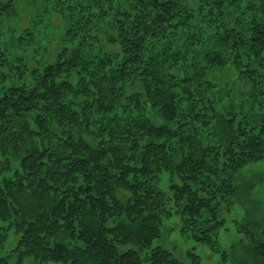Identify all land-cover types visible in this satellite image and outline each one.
<instances>
[{"label":"trees","instance_id":"obj_1","mask_svg":"<svg viewBox=\"0 0 264 264\" xmlns=\"http://www.w3.org/2000/svg\"><path fill=\"white\" fill-rule=\"evenodd\" d=\"M239 1L68 0L69 16L60 12L68 24L64 36L79 30V43L70 46L61 39V47L51 58L49 52L40 59L22 56L13 48L17 65L10 67L9 50L3 48L4 15L15 11V0H0V173L27 171L28 179L23 181L28 180L33 190L14 192L10 186L18 180L0 179V204L18 211L16 200L20 197L36 201L30 206L35 209L29 208L27 213L19 209L24 217L20 222L25 238L22 256L36 257L35 264H43L45 254L50 260L72 264H183L162 247H153V253L147 252L146 257L140 245L121 250L119 239L137 240L149 247L157 239L164 219L174 213L188 223V232H193L196 241L206 242L220 232L226 210L217 194L224 190L225 197L239 201L237 187L232 184L234 169L223 166L228 176L223 185L215 177L205 189H199L197 185L202 184L206 174L198 167L193 169L202 174L188 167L182 149L189 142L194 149L192 163L215 168L214 175L222 171L218 158L211 159L213 145L200 135L204 130L199 126L202 117L206 127L212 123L213 129L220 127L214 131L220 132L217 135L224 148L220 156L225 164L226 158L239 160L233 163L240 165L264 157V106L255 99L264 87L236 95L231 87L217 90L215 78L220 76L215 65L228 68L229 61L235 65L230 54L235 53L234 59L239 57L232 47L233 40L227 38L231 26L239 27L242 39L247 38L243 55L254 62L262 58V64H257L260 69L264 63V0ZM204 6L206 15L200 11ZM248 9L252 11L250 15H246ZM215 12L220 24L216 29L221 30L217 34L202 21ZM38 41L41 39L35 37L23 51ZM115 46L119 49L114 50ZM24 59L38 62L37 66L29 68L26 62L20 65ZM22 74L32 77L15 78ZM249 80L254 83L259 79ZM67 95L73 96L72 100L68 101ZM220 97L227 99L222 101ZM245 102L250 109L255 104L257 110L251 109L252 113L246 115L242 107ZM99 112L112 113L102 118L101 126L96 125L107 139L101 153L88 138L93 134L91 125L99 121ZM53 113L56 116L50 118ZM203 116H208L207 120ZM109 120L116 124L109 125ZM63 123L69 125L67 131ZM248 127H253V133L235 143L238 134L248 133ZM42 133L59 142L50 154L43 149ZM110 152L117 159L110 160L108 168H98L96 175L94 170L83 171L95 153L93 165L97 166ZM45 154L53 164L39 158ZM110 166H116L122 176L115 184L107 182L117 176ZM158 171L170 176L163 191L146 179L136 180V175ZM126 178L134 179L136 184L131 186ZM121 185L131 190L145 187L153 196L148 198L143 193L144 205L136 207L134 198L124 201L128 196ZM86 191L94 194L104 208H118L120 217L113 225L95 219L93 211L99 210L96 205L74 195ZM69 196L73 207L65 204ZM132 196L135 195L129 197ZM254 206V212L247 211L253 216H244L238 224L260 243L249 246L256 258L230 264H264V219L255 217ZM119 230L127 235L119 234ZM6 255L0 257V264H12L11 256ZM22 261L14 264H24Z\"/></svg>","mask_w":264,"mask_h":264},{"label":"rangeland","instance_id":"obj_2","mask_svg":"<svg viewBox=\"0 0 264 264\" xmlns=\"http://www.w3.org/2000/svg\"><path fill=\"white\" fill-rule=\"evenodd\" d=\"M244 0H240L239 2L243 3ZM42 2L46 4V6H43ZM15 6V11L13 13H10L7 15L5 13L4 18L6 20L5 24V30L3 32L4 35V43L3 48L8 49L9 51L7 54H9L10 61L9 65L10 67H13L12 65H17V62L14 57V53L17 50L19 54L22 56H34L37 59L44 58L47 54L50 52V58L53 56V53H55L62 45L61 39L68 43L70 46H76L79 43V40L81 39V34L79 30L74 31L70 36H64V33H66L67 23L64 17L61 16L60 12L66 13V18L69 16L68 13V5L70 4L68 0H15V3H13ZM109 3L104 6V8H107ZM202 3L200 4V6ZM246 9V8H245ZM202 14L205 12V15L208 13V10H206L205 6L202 10H200ZM9 12V11H8ZM11 12V11H10ZM210 13L208 16L204 18L203 23L204 25H209L212 29L213 33L220 32L219 29H216L220 24L216 21V14ZM252 11L249 9L246 11V15H250ZM228 25L224 24V28H227ZM229 29L231 33H227L228 37L231 40H233L232 47L235 48L234 52H237L238 56L236 59L234 57L236 56L234 54H230V56L233 58L235 65L230 62V67L224 68L222 65L218 64L215 65L216 70L220 73L219 75H215V78L218 80V88L221 92L223 88H233L232 90L236 95H238L240 92H248L249 94L252 93L251 91L255 88L256 90L261 89L264 87V63L261 69L260 66H257V64H262L263 59L258 58L256 62H254L252 59H250L249 56H244L243 51L247 50V38L242 39V36L239 33V27ZM32 31V33H31ZM34 33H37L38 36H36ZM216 33V34H217ZM224 33V31L222 32ZM238 35V36H235ZM41 39V42L38 41L36 46H30L26 51H23V47L26 45H29L30 41H32L34 38ZM223 38V37H222ZM21 40L18 42V40ZM52 40V41H51ZM51 41V42H50ZM242 41V43H241ZM29 42V43H28ZM245 42V43H244ZM41 43V46H38V44ZM93 43L96 45V43L93 41ZM236 43L238 46H236ZM59 44H61L59 46ZM25 45V46H24ZM110 46V45H109ZM33 47H36V50H34ZM13 48L15 51H13ZM116 46L114 47V50H118ZM14 52V53H13ZM11 54V55H10ZM19 57V56H16ZM23 63L20 65H23L24 62L27 63L29 68H35L37 66L36 61L33 60H22ZM237 64V65H236ZM19 65V64H18ZM15 70V69H14ZM11 71V74H14L15 71ZM250 70V74H248ZM256 70V71H251ZM32 75L30 74L29 77H23L22 75L16 76L15 78H31ZM258 78L254 83H251L249 78ZM78 76L76 75L77 79ZM248 94V95H249ZM258 97L255 96V99L257 100L256 103L260 105L263 104L264 106V91L262 94L257 92ZM68 101L72 100L73 96L67 95ZM223 98L222 101L226 100L227 97H220ZM247 102L242 104V107L245 108L246 115L251 114L252 111L257 110L255 108V104H251V109L248 108V105H245ZM250 109V111H249ZM249 111V112H248ZM261 112V111H260ZM118 114L122 113V110L118 109ZM137 113V112H135ZM112 113L109 114H103L99 112L97 114V120L98 123H93L91 126V131L93 134L91 136H88V138L93 141V145H95V149L98 153H101L104 149V145H107L105 141L107 139H104L100 134L105 133L99 130L97 126L100 125V121L103 117H108ZM50 118L55 117L56 115L50 114ZM205 117V120H207L208 116ZM95 118L93 119V121ZM204 119L200 117L199 126H203L204 130L202 129V133L200 134L204 139L207 141H210L211 145H213V149L211 152V159L214 160L218 158L216 161L218 162L219 166H221L222 171L217 173V175H214V169L206 166V168L203 166L202 162L199 165H196V163H192V157L194 153V149L192 146H190L189 142H186L184 145V148L182 149V155L186 156L188 162H189V168L193 170V172H198L200 174L204 173L206 174L205 177H203L202 184H198L197 187L199 189H205L208 185H210L211 180L215 181V177L219 180V183L222 182V185L225 180L228 179L227 173L224 172L223 166H230L234 169L232 172L235 175V181L232 183L235 187H237V194L239 196V201L232 200L229 197H225V193L219 192L217 196H219V202L221 203V207L226 210L225 220L223 227L220 229V232H215L210 237V240L204 242L196 241L193 237V232H188V226L186 221L182 220L183 218L179 214H175L172 217H167L164 219L162 225L160 226L159 235L157 239H155L151 246L145 247L142 244H138L137 240L133 239H119L118 247L121 250H127L129 248H134L138 245L141 246V254H144L146 257V253H153L152 248L154 247H162L171 253L179 259L183 264H230V263H236L241 261H248L249 259L252 260L256 257L249 251L250 247L254 244H258V240L255 238L252 239V236H250L245 230L240 229V226L238 224V221L240 223L241 220L244 219V216H253L248 210L251 212L253 210L254 205H256L255 210V217L258 219H264V157L260 160H255L253 162L244 161V163L237 165L239 163V160L235 161V159H228L226 158L227 163H224V159L221 158V153H223L224 148L220 142V139L217 135V133H220L217 131L215 133L214 129L217 127L220 130L219 126H215L213 129V123L209 124L207 127L202 123ZM110 122V120L108 121ZM214 122V121H213ZM48 123V122H46ZM66 123H63L65 125ZM116 124L115 121L110 122L109 125L114 126ZM97 125V126H96ZM67 126L65 131L68 130L69 125ZM101 126V125H100ZM190 128L189 126H187ZM222 128V127H221ZM57 129V127H55ZM53 129V130H55ZM113 129V128H112ZM248 133L246 134H238L235 139V143H238L239 141H243L244 137H247L248 135L253 133V127H248ZM243 130V129H242ZM140 131V130H139ZM74 132V131H73ZM107 133V132H106ZM46 133H42L41 140H44L43 143V149L47 152V154H50L54 151V147L58 146L57 143L53 142L56 139H51L50 135H45ZM93 136H96L95 138ZM106 136V134H105ZM39 140V139H38ZM57 141V140H56ZM109 142V141H108ZM34 145H37V140L34 141ZM133 148V147H132ZM136 146L131 150L133 152L135 150ZM201 149V148H200ZM96 154V153H95ZM91 156V162L90 166H84L83 171H92L94 170V175H96L98 172L96 171L98 168H102L103 170L105 168H108V165L110 163V160L117 159L116 155L113 153H108L105 156H103L102 160H100L99 163L96 165H93V160L95 157ZM39 158H42L44 163L48 162V165L53 164V160L48 158V155L46 156H39ZM38 158V159H39ZM128 159H126L127 161ZM129 161V160H128ZM127 161V162H128ZM233 162H237L236 164ZM198 163V162H197ZM201 166V167H200ZM239 166V167H238ZM38 167V166H34ZM198 167L200 169H203L202 173L201 170H194L193 168ZM146 168L144 167V170ZM27 170V169H26ZM34 172L36 173L35 168H33ZM112 172H115L117 174L116 177L113 179L110 178L107 182L116 183L118 181V178L122 176L119 175L120 171L117 169L116 166H110V169ZM251 170L250 173H246V171ZM38 171V170H37ZM244 171V172H243ZM26 175L23 174L24 171L19 173H14L12 171L7 170L4 173H0V179H10V181H17L16 185H11L10 188L14 192L20 191L22 189L28 188L29 190H32L30 188V185L27 181H23L24 178H27V171H25ZM39 172V171H38ZM255 174L253 175V173ZM100 173V172H99ZM247 174V175H246ZM100 175V174H99ZM147 175V176H146ZM202 175V176H203ZM137 179H146V182L149 184H157L159 188L164 190V187L166 184L170 182V176L166 171H158L156 173L150 172L148 174L141 173L140 175H136ZM249 177H253L249 178ZM51 180V179H50ZM82 180V179H81ZM126 180L129 181V184L132 186L133 184H136L133 182L134 179L126 178ZM21 181L24 183L21 184ZM15 184V182L13 183ZM121 184V183H120ZM43 185V184H42ZM123 194L127 195L128 197L124 198V201H130L132 198V202L136 205L143 206V193L148 194V198H151L153 196L152 193H148L147 189L145 187L139 188L135 187V189L131 190L126 186H123ZM138 186V185H137ZM33 187V186H32ZM143 189V190H142ZM12 191V192H13ZM33 191V190H32ZM110 192V191H109ZM225 192V191H224ZM59 195V192H57ZM131 194H134L135 196L129 197ZM76 198H88L89 202L96 205L97 211L94 212V218L100 220L101 222L106 223L107 226H111V224L118 220L120 217L119 213L117 212V209L112 208H104L101 206V203L99 201H96L95 198H97L94 194L90 192H85V194H81L80 192H77L74 194ZM73 196V193L71 194V197ZM70 196L65 198V204L71 203L72 207L74 205V201L72 200ZM242 200V201H241ZM18 203V211L16 208L13 207V211L9 210L4 204H0V214L2 216L0 217V257L5 256L8 253V256H11V262L12 264L18 262L19 260H23L24 264H35L36 257L34 256H22L21 254L24 252V246L22 244L23 238L22 231H24L23 225H21V221L24 222L23 215L19 212V209H23L24 212L27 213V210L35 209L31 208V205H34L36 202L34 198H19L16 200ZM137 203V204H136ZM88 210V209H86ZM21 211V212H23ZM132 211V210H131ZM254 212V211H253ZM47 220V218H45ZM77 223L79 221L77 220ZM113 225V224H112ZM47 232V231H45ZM119 234L127 235L124 231L119 230L117 231ZM22 235V236H21ZM246 236V237H245ZM258 238V236H255ZM127 238V237H126ZM77 241V240H75ZM78 243H81L80 241H77ZM260 244V243H259ZM2 245V246H1ZM92 247L95 248V244H92ZM14 250V251H13ZM262 250V249H261ZM7 256V255H6ZM25 257V258H24ZM22 258V259H21ZM47 254L44 255L42 258L43 264H72V263H63L59 261H53ZM70 260L68 259L67 262ZM148 264V263H145ZM152 264V262H151Z\"/></svg>","mask_w":264,"mask_h":264}]
</instances>
